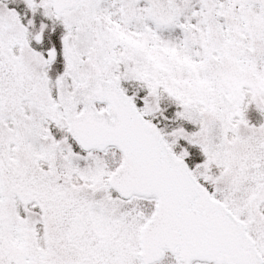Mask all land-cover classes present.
<instances>
[{
	"label": "snow or ice",
	"instance_id": "6c2138e0",
	"mask_svg": "<svg viewBox=\"0 0 264 264\" xmlns=\"http://www.w3.org/2000/svg\"><path fill=\"white\" fill-rule=\"evenodd\" d=\"M0 264H264V0H0Z\"/></svg>",
	"mask_w": 264,
	"mask_h": 264
}]
</instances>
